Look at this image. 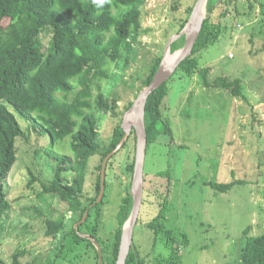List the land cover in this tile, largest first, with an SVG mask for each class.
Here are the masks:
<instances>
[{
	"label": "trees",
	"instance_id": "trees-1",
	"mask_svg": "<svg viewBox=\"0 0 264 264\" xmlns=\"http://www.w3.org/2000/svg\"><path fill=\"white\" fill-rule=\"evenodd\" d=\"M239 1H208L207 17L192 54L180 64L167 82L149 96L145 108L146 160L153 147L166 144L162 142V137L169 138L170 146L175 140L172 123L165 114L169 82L174 78L191 80L199 76L206 88L223 90L233 99L244 101L252 109L253 120L263 123L262 114L252 105L241 78L230 80L218 77L210 81V69L201 66L202 54L217 43L233 23L231 19L228 20L225 29L217 24L215 14L230 3L235 4L234 10L237 15L240 14L237 6ZM252 1L257 0H250L251 7ZM147 2L110 0L102 9H98L92 0H0V264H81L84 258H90L91 252L95 256L94 264H99L96 247L82 234L92 236L100 244L103 264H117L123 228L134 204L132 186L137 150L133 151L132 140L137 143L135 130L122 150L109 160L104 199L99 204L97 200L101 192L103 162L125 136L123 118L134 104L129 102L121 108L119 103L122 99L117 94V88L126 83L123 75L145 31L142 20L147 14L144 12ZM194 7L187 10V18L179 21L176 35L185 28ZM177 9L178 5L174 10ZM261 10L264 15V4H261ZM6 20L9 23L3 26ZM43 35L49 36L47 46H44ZM185 41L186 36L183 35L172 44L171 52L183 48ZM162 60L163 56L155 60L149 75L141 81L136 98L152 83ZM129 87L132 88L131 85ZM20 120L31 124L24 130ZM111 120L115 121V125L109 146L102 147L101 129ZM34 135L36 142L41 137L49 139V146L40 148L36 153L52 162L54 170L52 180L43 183L39 197L46 200L47 195L58 197L68 204L69 210L67 214L53 220L37 206L27 208L35 212L31 220H43V236L53 242L55 247L47 259L38 257L23 262L29 254L26 248L16 250L9 259H4L1 248L5 219L14 205L4 185L19 160L18 141H29ZM59 144L63 147L68 144L73 155L58 152L55 146ZM135 147L137 149V145ZM97 156L100 161L96 167L98 175L94 192L91 197L84 199L86 168L89 161ZM120 158L123 161L119 162V166L129 178V183L117 214V229L111 240H105L99 234L102 209L108 197L110 171ZM28 173L30 182L27 188L31 189L36 178L31 170ZM72 173L76 174L73 180H66L65 174ZM169 174L157 172L152 176L144 166L143 203L135 232L144 227L153 234V252H146L142 245L139 249L134 241L126 264H182L181 248L188 246L190 240L187 234L177 233L166 225L172 194ZM166 176L169 177L164 193L147 188L149 178L160 180L166 179ZM231 176V182H209L205 185L223 194L236 186L250 183L248 180L237 179L235 171L231 172ZM257 176V181L264 186L262 161L258 165ZM258 211L261 212L260 206ZM87 212L89 216L81 224ZM252 230L253 227H248L244 232L240 264H264V232L251 235ZM159 240L163 241L167 254H154Z\"/></svg>",
	"mask_w": 264,
	"mask_h": 264
},
{
	"label": "rangeland",
	"instance_id": "rangeland-1",
	"mask_svg": "<svg viewBox=\"0 0 264 264\" xmlns=\"http://www.w3.org/2000/svg\"><path fill=\"white\" fill-rule=\"evenodd\" d=\"M196 3V0H148L144 7L147 14L142 20L143 29L147 31L141 35L123 75L126 83L117 88L122 99L121 108L136 101L141 81L149 75L155 60L167 54L171 38L177 36L179 21L187 18V10ZM252 4L253 7L250 0H240L237 5L240 14L234 10V3L221 7L215 14L217 24L224 28L228 20L233 23L219 41L202 54L201 66L210 69V81L218 77L241 78L264 123V15L261 10L264 0L252 1ZM177 5L178 9L174 10ZM202 15L207 17V7ZM8 23L9 20L4 21L3 26ZM43 39L47 46L49 36L43 35ZM169 88L165 114L172 123L175 140L170 146L169 138L162 137L166 144H157L145 159L148 174L169 172L172 179L171 209L166 225L177 233L188 235L190 243L180 252L182 264H240L245 230L253 227L251 235L264 232V186L257 181L258 165L264 162V124L253 120L252 109L244 101L233 99L223 90L206 88L199 76L191 80L174 78ZM20 122L24 130L31 124ZM114 125L115 121L111 120L101 129L102 147L109 146ZM132 141L136 152L134 145L137 143ZM49 142L47 137L36 142L35 135L29 141H18L19 160L4 185L14 203L5 219L1 248L4 259L25 248L29 254L23 262L38 257L47 259L55 247L43 236V220H31L35 212L27 209L37 206L53 220L69 210L68 204L58 197L47 195V200L39 197L43 183L52 180L54 170L53 163L36 152L48 147ZM55 149L73 155L68 144L65 147L59 144ZM99 161V156L92 158L86 168L84 199L94 192ZM120 161L123 158L117 160L110 171L108 197L102 209L99 234L105 240H111L117 229V214L129 183L119 166ZM29 170L36 178L31 189L27 188ZM232 171L236 172L237 179L250 183L223 194L205 185L231 182ZM75 176L65 174L68 181ZM169 176L160 180L149 178L146 186L153 192L164 193ZM259 206L262 213L258 211ZM134 241L139 249L142 245L146 252H153L154 236L147 228H138ZM158 244L154 254H167L163 241L159 240ZM90 254L81 264L95 263V256Z\"/></svg>",
	"mask_w": 264,
	"mask_h": 264
},
{
	"label": "water",
	"instance_id": "water-1",
	"mask_svg": "<svg viewBox=\"0 0 264 264\" xmlns=\"http://www.w3.org/2000/svg\"><path fill=\"white\" fill-rule=\"evenodd\" d=\"M208 1L209 0H198L185 28L177 36H173L171 38V41L168 44V52L164 56L161 66L154 77V80L148 87L144 88L141 91L138 98L134 102L132 108L124 116L122 125L125 131V136L118 144V146L105 158L103 162L102 170H101V192L97 200V204L103 201L106 192V171L109 160L112 157H114L119 151L122 150L124 145L128 142L133 131L135 130L137 135V154H136L135 175L132 186V196H133L134 204L130 218L123 228L122 241H121L120 253L117 264H126L127 262L130 250L134 244L135 227L143 203L144 166H145L146 151H147V133L145 127V112H146L145 108H146L147 100L154 91L160 88L165 82H167L174 75L180 64L192 54V51L201 33L203 23L206 18L205 15L201 14V10L203 7L206 8ZM183 35L186 36L184 47L172 55L170 52L172 43L177 39L181 38ZM168 54H170V56H174L176 54L179 55L172 63L169 64L167 63ZM131 113H134L136 115L135 122L125 126L126 118ZM88 216L89 213L87 212L81 224L86 222ZM79 225L80 224H78L76 228ZM82 236L93 242L94 246L96 247L99 253V264H103V253L100 244L92 236L89 235H82Z\"/></svg>",
	"mask_w": 264,
	"mask_h": 264
},
{
	"label": "bare ground",
	"instance_id": "bare-ground-1",
	"mask_svg": "<svg viewBox=\"0 0 264 264\" xmlns=\"http://www.w3.org/2000/svg\"><path fill=\"white\" fill-rule=\"evenodd\" d=\"M201 12H202L203 14H205V7L202 8ZM202 13H201V14H202ZM178 55H179V54H176V55H174V56H170V54H168V55H167V63H169V64L172 63V62L177 58ZM135 116H136V115H135ZM135 116H134V113H131L130 115H128L127 118H126L125 126L134 123V122H135V119H136Z\"/></svg>",
	"mask_w": 264,
	"mask_h": 264
},
{
	"label": "clouds",
	"instance_id": "clouds-1",
	"mask_svg": "<svg viewBox=\"0 0 264 264\" xmlns=\"http://www.w3.org/2000/svg\"><path fill=\"white\" fill-rule=\"evenodd\" d=\"M110 2V0H92L93 5L98 8V9H102L106 4H108ZM208 4V3H207ZM207 7V6H206ZM178 35V34H177ZM180 39V38H179ZM178 40V39H177ZM176 40V41H177ZM172 46V45H171ZM182 49V48H181ZM180 49V50H181ZM179 51V50H178ZM170 52H171V48H170ZM177 52V51H176ZM175 53V52H174ZM172 54V52H171ZM173 55V54H172ZM164 58V57H163Z\"/></svg>",
	"mask_w": 264,
	"mask_h": 264
}]
</instances>
